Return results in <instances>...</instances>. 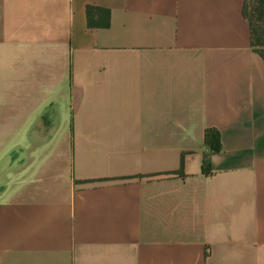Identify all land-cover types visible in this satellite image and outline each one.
Wrapping results in <instances>:
<instances>
[{
  "label": "crops",
  "instance_id": "0c3cea01",
  "mask_svg": "<svg viewBox=\"0 0 264 264\" xmlns=\"http://www.w3.org/2000/svg\"><path fill=\"white\" fill-rule=\"evenodd\" d=\"M241 6L0 0V264H264V62Z\"/></svg>",
  "mask_w": 264,
  "mask_h": 264
},
{
  "label": "trees",
  "instance_id": "16d2710c",
  "mask_svg": "<svg viewBox=\"0 0 264 264\" xmlns=\"http://www.w3.org/2000/svg\"><path fill=\"white\" fill-rule=\"evenodd\" d=\"M241 15L246 20L249 30V46L264 62V0H241ZM86 23L89 28H107L110 22L108 9L86 6ZM204 144L216 153L220 150L218 134L209 129L205 132ZM176 174H181L177 172Z\"/></svg>",
  "mask_w": 264,
  "mask_h": 264
}]
</instances>
